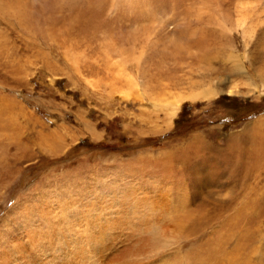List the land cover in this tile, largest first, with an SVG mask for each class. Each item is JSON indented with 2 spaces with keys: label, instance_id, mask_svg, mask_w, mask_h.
<instances>
[{
  "label": "rangeland",
  "instance_id": "374dc122",
  "mask_svg": "<svg viewBox=\"0 0 264 264\" xmlns=\"http://www.w3.org/2000/svg\"><path fill=\"white\" fill-rule=\"evenodd\" d=\"M32 240L264 264V0H0V264Z\"/></svg>",
  "mask_w": 264,
  "mask_h": 264
},
{
  "label": "bare ground",
  "instance_id": "6f19581e",
  "mask_svg": "<svg viewBox=\"0 0 264 264\" xmlns=\"http://www.w3.org/2000/svg\"><path fill=\"white\" fill-rule=\"evenodd\" d=\"M221 22V23H220ZM219 23H218V28H219V30H220V33H221V35H225L227 32H226V30H227V27H226V25H227V21H225V20H223V18H222V20L220 21ZM211 91V90H210ZM205 92V93H204ZM207 94H206V91H203V92H200V93H196V94H192V95H189V96H181L180 98H178L176 101H173V102H170L169 103V106H170V109H171V111L173 110V109H176V107H177V103H180L181 101H184L185 99H187V97H189L190 99H194V98H205V99H208V98H210V97H208L207 98ZM53 213H55V212H53ZM40 215H43L42 213H40ZM44 215H45V217H48L47 216V214H46V212L44 211ZM55 216V215H54ZM6 218V216L5 217H3L2 218V220L3 219H5ZM56 220H57V217L55 218ZM58 221V220H57ZM59 222V221H58ZM58 229H60V226L59 227H57ZM74 229H73V232L70 234L69 232L67 233V235L66 236H68V237H70V238H72V237H74V236H77V234L79 233V231H78V229H77V227L76 226H74L73 227ZM70 229V228H69ZM71 231H72V228H71ZM253 233V232H252ZM54 236V235H53ZM34 237V236H33ZM37 237V236H36ZM48 238H49V236H48ZM45 240V239H44ZM250 241V240H249ZM249 241H247V243L249 242ZM35 241L34 240H32L31 241V246L32 247H34L33 249L31 248V251H30V253L28 254V256H27V259L28 260H30V258H34L35 257V259H34V261H32V262H30V264H48V263H51V264H58V259H59V252H58V250H56V248H55V254H57L56 255V258H54V256H52L49 260L51 261L52 260V262H50L47 258H45V260H43V261H40V262H38V261H36V256L38 255H40V253L43 251V249H38V248H36V245L35 244H33ZM70 242L73 244V245H76V242H75V239H72V240H70ZM246 242V241H245ZM42 243V242H41ZM246 244V243H245ZM233 248V247H232ZM61 249V248H60ZM74 250L75 251H77V252H81V250H79L78 248H74ZM37 254V255H36ZM215 255H216V257L218 256L216 253H214ZM213 254V255H214ZM223 255V254H222ZM70 256H72V255H70ZM225 258H228V257H225ZM236 258V257H235ZM222 259H224V258H222ZM232 259H233V257H232ZM227 261V260H226ZM231 261V260H230ZM233 261V260H232ZM232 261L230 262V263H232ZM219 262V261H218ZM227 263V262H226ZM250 263V262H249ZM60 264V263H59ZM209 264V263H208ZM214 264V263H213ZM228 264V263H227ZM233 264V263H232Z\"/></svg>",
  "mask_w": 264,
  "mask_h": 264
}]
</instances>
